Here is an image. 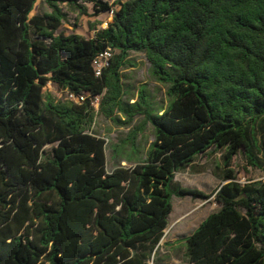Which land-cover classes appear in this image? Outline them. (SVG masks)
Masks as SVG:
<instances>
[{
	"label": "trees",
	"instance_id": "obj_1",
	"mask_svg": "<svg viewBox=\"0 0 264 264\" xmlns=\"http://www.w3.org/2000/svg\"><path fill=\"white\" fill-rule=\"evenodd\" d=\"M38 1L0 0V264H157L172 197H210L175 174L210 151L224 167L220 208L185 239L187 262L264 264V180L232 168L242 152L264 171V0H43L50 12L31 17ZM72 12L111 18L93 38L56 35ZM132 52L167 85L166 108L144 88L131 103ZM97 98L113 122L144 116L154 130L143 155L134 131L111 145L112 170L91 132Z\"/></svg>",
	"mask_w": 264,
	"mask_h": 264
},
{
	"label": "rangeland",
	"instance_id": "obj_2",
	"mask_svg": "<svg viewBox=\"0 0 264 264\" xmlns=\"http://www.w3.org/2000/svg\"><path fill=\"white\" fill-rule=\"evenodd\" d=\"M114 3L116 0H106ZM90 14L93 13L91 4H88ZM50 9L43 0H39L35 5L32 16L48 14ZM111 18V13H102L98 17L80 16L78 13H70L68 21L56 32L70 35L78 34L85 38H93L96 30L91 27L97 22L101 24L98 29L107 28V22ZM129 60L134 67L128 66L123 70V85L128 96H132L134 103L138 100V93L142 88L146 90V97L155 108H166L170 103L168 87L159 82L152 73V68L143 53L132 52ZM46 91L50 92L58 100H66L67 94L59 91L52 84H48ZM96 111L95 121L91 132L99 137L106 138L108 142L109 170L113 169L111 161V145H121L134 131L137 136L136 145L141 151V155L149 149L154 142V130L150 123L145 122L144 116H137L131 126H122L106 118L99 110L100 100L94 101ZM48 149L50 147H47ZM127 163L123 162L122 166ZM221 152L210 151L199 156L190 166L178 171L175 174L174 183L183 188L198 189L210 196L208 199H195L191 196L172 197L173 212L169 217V226L165 231V236L160 243L157 253V264H188L186 258L185 239L190 236L199 225L212 213L219 210L220 206L214 200V193L221 186V171L223 170ZM232 168L235 170L241 183L248 180H264V171L253 169L246 163L245 157L240 152L233 160ZM147 264H153L151 258Z\"/></svg>",
	"mask_w": 264,
	"mask_h": 264
},
{
	"label": "built area",
	"instance_id": "obj_3",
	"mask_svg": "<svg viewBox=\"0 0 264 264\" xmlns=\"http://www.w3.org/2000/svg\"><path fill=\"white\" fill-rule=\"evenodd\" d=\"M112 57V51L106 50L105 52L98 55V57L94 61V68L96 76H100L102 73L103 68L109 65V61ZM69 99L76 100L77 102H83L85 100L84 96L76 97L73 94H70ZM96 100H99L98 98Z\"/></svg>",
	"mask_w": 264,
	"mask_h": 264
}]
</instances>
